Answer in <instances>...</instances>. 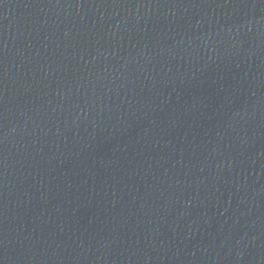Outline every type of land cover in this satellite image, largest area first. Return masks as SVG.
I'll return each mask as SVG.
<instances>
[{
	"label": "water",
	"instance_id": "obj_1",
	"mask_svg": "<svg viewBox=\"0 0 264 264\" xmlns=\"http://www.w3.org/2000/svg\"><path fill=\"white\" fill-rule=\"evenodd\" d=\"M0 264H264V0H0Z\"/></svg>",
	"mask_w": 264,
	"mask_h": 264
}]
</instances>
